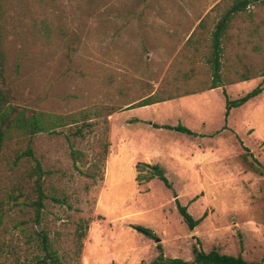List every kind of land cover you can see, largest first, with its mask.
I'll list each match as a JSON object with an SVG mask.
<instances>
[{"label": "rangeland", "instance_id": "rangeland-1", "mask_svg": "<svg viewBox=\"0 0 264 264\" xmlns=\"http://www.w3.org/2000/svg\"><path fill=\"white\" fill-rule=\"evenodd\" d=\"M236 1L0 0L12 102L55 117L2 146L0 264L192 261L198 239L264 262V90L227 118L224 93L264 84V0L228 27L221 87L139 105L212 82V34ZM178 203L204 217L194 229Z\"/></svg>", "mask_w": 264, "mask_h": 264}, {"label": "trees", "instance_id": "trees-1", "mask_svg": "<svg viewBox=\"0 0 264 264\" xmlns=\"http://www.w3.org/2000/svg\"><path fill=\"white\" fill-rule=\"evenodd\" d=\"M248 3H249L248 0H237L233 4V6L219 19V21L216 24V27L212 34L213 48H212V56L210 57V61L213 66V77H212V82L209 85H206L204 87L201 86L200 88L185 89L183 91L171 93L167 96H159V97L148 96L144 98L141 104L139 105L140 106L149 105V104L157 103L162 100H166L168 98H174L176 96H180L183 94H191L198 92L200 90L214 89L217 87H221L222 86L221 82L223 80L222 55L224 54V50H225L223 45V40L227 38L226 35H227L228 27L230 26L232 20L235 18V15L245 10ZM236 45L239 46L240 43L237 42ZM236 49L238 48L232 47L230 50L234 52V50ZM231 56L233 57L232 54ZM237 57L240 58V52H237ZM6 70H7V50L5 44V29L0 18V154L4 142L7 139L14 136L15 134L29 135L30 137H32L34 134L38 132L49 130L51 125L55 122L54 116H51L49 114L46 115L45 112H41V111H34L31 114H27L25 108L21 109L12 102L13 94L7 84ZM262 75H264V70ZM251 78H253V76L251 74L246 73L242 75V79L240 80L245 81ZM263 90H264V84L263 82H260L252 90L234 99L228 97L227 91L224 90V93L227 96L226 99L227 108L225 111L226 118L229 116L232 108L244 105L252 98L261 94ZM164 127L175 129L180 132L194 134V131L191 128L183 124H177V125L167 124L164 125ZM25 154L26 155L33 154L31 146L28 147V149L25 151ZM145 165H147L151 169L152 174L154 176H157L159 179H161L167 187L170 188L172 187L171 181L167 177L164 168L160 164L145 163ZM37 169L38 170L41 169V165L39 161H37ZM42 173L43 172H40V176L37 179V186H38V192L40 198V202L38 203L40 204V206L42 205V199L45 196L41 184ZM178 208L181 215L183 216L184 221L187 223L190 229H194L197 225L200 224V222L204 218L203 216L199 218H195L192 215V213L188 210V207L180 203H178ZM133 227L149 237H156L155 232L150 227L140 224L134 225ZM80 235L83 236L84 232L80 233ZM198 242L199 245L195 244L193 246L194 259L192 261H188L178 257H166L161 251L159 257L148 264H264V262L262 261H248L241 254L233 255V254L221 253L216 248L210 251H205L202 249L199 239ZM158 247L159 249L162 250L161 244H158ZM49 252L51 255V260L54 262L53 255L55 254V251L52 249L49 250Z\"/></svg>", "mask_w": 264, "mask_h": 264}, {"label": "crops", "instance_id": "crops-1", "mask_svg": "<svg viewBox=\"0 0 264 264\" xmlns=\"http://www.w3.org/2000/svg\"><path fill=\"white\" fill-rule=\"evenodd\" d=\"M219 1H221V0H217V2H216V3H218ZM231 7H232V6H231ZM231 7H230V8H231Z\"/></svg>", "mask_w": 264, "mask_h": 264}]
</instances>
